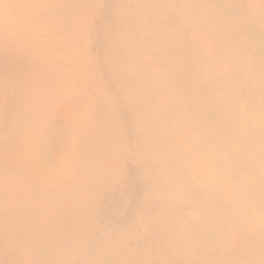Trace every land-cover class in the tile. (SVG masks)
<instances>
[{"label": "bare ground", "instance_id": "1", "mask_svg": "<svg viewBox=\"0 0 264 264\" xmlns=\"http://www.w3.org/2000/svg\"><path fill=\"white\" fill-rule=\"evenodd\" d=\"M0 264H264V0H0Z\"/></svg>", "mask_w": 264, "mask_h": 264}]
</instances>
